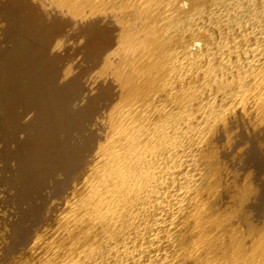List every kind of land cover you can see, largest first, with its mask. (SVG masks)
I'll list each match as a JSON object with an SVG mask.
<instances>
[{"label": "bare ground", "instance_id": "obj_1", "mask_svg": "<svg viewBox=\"0 0 264 264\" xmlns=\"http://www.w3.org/2000/svg\"><path fill=\"white\" fill-rule=\"evenodd\" d=\"M0 264H264V0H0Z\"/></svg>", "mask_w": 264, "mask_h": 264}, {"label": "rangeland", "instance_id": "obj_2", "mask_svg": "<svg viewBox=\"0 0 264 264\" xmlns=\"http://www.w3.org/2000/svg\"><path fill=\"white\" fill-rule=\"evenodd\" d=\"M67 31H70L71 32V30H67ZM66 33V32H65ZM67 34V42H66V48H64V50H62V49H60V53L64 56L65 54V56H67V52H68V56L70 55V54H72V56L70 55V57H73V58H69L71 61L72 60H74V62L72 63L73 64V66L74 67H76L77 65H78V68L80 67V66H85L86 67V61H85V59H84V53H83V49H82V42H80L81 40V38L80 37H78V36H76L74 33H72L71 32V34L68 32V33H66ZM71 36H70V35ZM73 35H74V37H73ZM70 37V38H69ZM80 38V39H79ZM81 43V44H80ZM77 45H78V47H77ZM80 45H81V51H82V53H81V51L79 50L80 49ZM72 47V48H71ZM74 47V48H73ZM64 53V54H63ZM75 63V64H74ZM84 63V64H83ZM76 65V66H75ZM77 68V67H76Z\"/></svg>", "mask_w": 264, "mask_h": 264}]
</instances>
